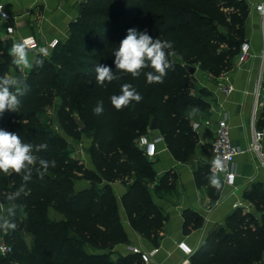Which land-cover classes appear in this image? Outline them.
Listing matches in <instances>:
<instances>
[{
  "label": "trees",
  "instance_id": "16d2710c",
  "mask_svg": "<svg viewBox=\"0 0 264 264\" xmlns=\"http://www.w3.org/2000/svg\"><path fill=\"white\" fill-rule=\"evenodd\" d=\"M149 8L160 10L164 21H174V25L155 28L148 34L172 44L174 41V50L180 52L183 61H199L218 78L232 70V59L246 40L244 24L250 14L246 0H85L81 21L73 24L70 39L61 42L50 61L35 67L18 112L5 111L0 116V128L19 133L26 143L46 144L38 155L57 162L43 179L35 169L27 182L20 175L0 173V193H14L25 185L19 198L10 202L24 207L27 215L26 220L19 213L15 216L17 227L12 237L6 238L8 245L14 244L13 253L7 257L17 252V260H4L6 257L0 255V264H144L131 254L119 255L117 261L112 258L113 250L126 243L127 236L111 185L127 184L123 205L132 226L149 238L157 234L166 218L153 205L148 188L156 176L153 163L136 141L148 133V121L154 116L170 152L179 162H186L198 143L187 112L209 108L190 93V66L173 64L170 55L167 58L173 67L167 70L163 83L148 84L144 75L135 78L119 72L118 80L103 86L95 82V65L106 64L115 70V50L127 29L138 28ZM0 50L9 52L1 45ZM6 68L0 65V76L6 75ZM124 83L132 84L143 99L116 110L110 97L119 95ZM57 97L63 102L59 123L67 128L68 135L75 140L81 137L80 123L74 118L77 115L83 132L92 131L102 144L95 172L84 170L61 153L62 139L54 134L46 113ZM98 100L104 103L101 116L92 111ZM77 175L91 180L93 186L75 189ZM168 176L162 181V190L174 188L172 175ZM208 176V168L197 172L198 187H207L217 201L221 191L211 186ZM103 181L106 185L101 187ZM245 198L256 214L236 210L226 227L209 235L191 258L192 264H264V186H253ZM51 211L63 219L56 221ZM184 218L186 234L203 224V219L190 211ZM25 233L35 239L33 250L23 239ZM88 248L95 253H88Z\"/></svg>",
  "mask_w": 264,
  "mask_h": 264
},
{
  "label": "crops",
  "instance_id": "0c3cea01",
  "mask_svg": "<svg viewBox=\"0 0 264 264\" xmlns=\"http://www.w3.org/2000/svg\"><path fill=\"white\" fill-rule=\"evenodd\" d=\"M83 1L7 0L6 9L14 19L17 38L33 37L40 45L45 46L55 38L62 40L67 36L69 26L79 16ZM246 2L250 9L251 21L246 30V39L251 43L252 53L256 57L243 66L238 65L237 59L236 65L218 80L217 85L212 82L203 84V88L210 92V95L202 98L209 104V108L190 110L191 125L198 136V143L194 154L186 162H179L164 140L158 145L157 157L151 160L155 161L153 170L157 176L155 183L157 188L149 190L151 200L156 209L166 218L157 234L149 238L132 226L123 205V198L128 194L129 189L118 183L111 185L118 201L122 225L127 236V242L113 250V257L130 255V249L138 247L152 255L150 264H182L185 256L179 249V244L185 242L198 251L210 234L219 228L226 227L228 218L236 211L235 204L241 203L244 212L256 214L254 206L246 200L245 194L255 185L264 186V166L258 155L251 149L255 84L261 74L262 62L259 56L263 50L264 37L262 16L255 10V6L263 3L264 0H246ZM2 37L3 32H0V45L7 47L1 41ZM31 52L33 51L29 54ZM228 83L235 87V92L229 97L221 93V86ZM262 95L258 119L264 111V89ZM224 117L227 118L231 128L232 140L241 150V154L237 157L235 164L237 178L232 184L221 185L219 198L213 201L207 187H198L196 174L201 168H208L210 175L211 147L216 138V122ZM208 120L213 123L210 127L205 126ZM195 124L199 125L196 130ZM169 174L172 175L170 181L173 182L174 188L162 190V181L169 177ZM88 187L89 185L84 186V188ZM187 211L200 216L203 224L186 234L184 214ZM86 250L90 254L95 253L90 248Z\"/></svg>",
  "mask_w": 264,
  "mask_h": 264
},
{
  "label": "clouds",
  "instance_id": "9594fccd",
  "mask_svg": "<svg viewBox=\"0 0 264 264\" xmlns=\"http://www.w3.org/2000/svg\"><path fill=\"white\" fill-rule=\"evenodd\" d=\"M30 39V37H25L9 49L8 54L12 57V63L18 68L42 67L44 59L51 55L47 48L41 47L33 51L30 56ZM172 48V42L159 37L153 38L147 30L140 31L135 27L129 28L114 52L115 70L106 64H96L95 82L103 86L105 82L118 80L120 77L117 73L119 72L131 74L135 78L144 75L148 84L163 83L167 70L173 67L167 58L173 53L166 51ZM146 68L152 70L145 72ZM28 90V84L15 75L0 76V116L5 111L18 112L21 107V97L26 95ZM142 99V95L132 84L124 83L121 85L120 94L112 95L110 102L116 110H122L132 101L139 103ZM92 111L96 116H101L104 113L103 100H98ZM46 148L47 145L44 143H26L19 133L0 128V173L4 175L17 174L22 177L24 182H27L31 180L35 169L39 177L43 179L49 168L57 166L54 159L47 160L38 155ZM210 164L213 173L226 171L225 162L220 157L213 158ZM207 179L212 187L217 190L221 188L219 175L211 174ZM24 188L25 185L22 184L14 193H0V209H5L6 202L18 199ZM6 211L8 217L15 216L14 207H8ZM16 227L17 225L12 219L0 216V230L7 232L15 230Z\"/></svg>",
  "mask_w": 264,
  "mask_h": 264
},
{
  "label": "rangeland",
  "instance_id": "374dc122",
  "mask_svg": "<svg viewBox=\"0 0 264 264\" xmlns=\"http://www.w3.org/2000/svg\"><path fill=\"white\" fill-rule=\"evenodd\" d=\"M84 2H85V0L83 1V3ZM81 9H82V6H81L80 11H79V16L69 26L67 36L62 39L63 43H66L70 39L72 32L75 30V28H73V24H75L77 21H81V18H80L81 17ZM84 19H86V17L83 18V20ZM250 24H251V21H250V14H249L247 21L244 24L245 35H246V30L249 28ZM172 25H174V21H171L168 19H165V21H164V17H162L160 10H157L154 8H149L146 11V13L143 15L141 23L139 24L137 29L140 31H144V30L153 31L155 28L162 27L163 29H165V28L172 26ZM219 29L221 30V32H225V29L223 27H220ZM262 29H263V27H262ZM177 41H176V44L179 45L178 44L179 41L178 42ZM246 41H248V40L246 39L245 42ZM41 47L45 48L44 45L39 44V48H41ZM169 52L173 53L172 55H170L173 64L175 62L177 64H180L183 67L190 66V67L196 69V74L194 76L190 75V78H191L190 93L196 99L203 100L202 98H205L208 95H210V92L207 89L203 88V84H205V82H212L213 84L217 85L218 80L224 76L223 75L220 78L212 76L209 73V70L204 69L201 66V63L199 61L190 62V63L183 61L182 57L180 56V52L174 50V41H173V48L170 49ZM29 55L31 56L32 52ZM51 56H52V54L50 55V57L45 58L44 61H50ZM237 59H238V56L232 59V67H234V65H236ZM0 65H4L7 67L5 69V70H7L6 75H15L16 77H18L19 79L23 80L26 83L29 81V79L32 77V75L34 74V72L36 70L35 67L30 68V69L29 68H18L15 64L12 63V57L9 56L8 52L6 53L3 50H0ZM82 72L85 73L87 71L83 70ZM53 101H54L53 105L46 109V113H47L48 119L50 121V123H49L50 127L53 130L54 134H56L58 137H60V139H62L63 149H62L61 153L65 154L70 159L77 162L80 166H82V168L84 170H89V171L95 172L96 170H95L94 164H95L96 159L99 158V154H101L102 144L100 143V141L95 140V136H94V133L92 131L86 130L83 132V123L78 119L77 115H75L74 118L80 123L81 137L77 140L70 137L68 135L67 128L65 126H62L59 123V112L62 109L63 102L59 97L55 98ZM190 110H193V108ZM190 110L187 112V117L191 120V115H190L191 111ZM153 123H155L159 127V124H158L156 118L154 116H151L149 121H148V133L145 136H149L153 139L159 138V137L163 138L161 129H158L155 131L151 130ZM258 123H259V124H257L258 129L261 131H264V111L260 115V118L258 119ZM136 145L138 146V140L136 141ZM166 145H167V143H166ZM263 146H264V140H263ZM150 162L154 163L155 161L150 160ZM91 168H92V170H91ZM135 179L136 178L134 177L133 180L131 181V183H133L135 181ZM75 181H76L75 189H77V190L83 189L84 186H86V185L93 186L92 181L89 179H86L83 175L75 176ZM156 182H157V176H155V178L153 180L148 182L149 190L157 188L155 185ZM117 183L122 184L125 187L127 186V184H125L123 182H117ZM104 185H106V183L103 181L101 187H103ZM127 188H128V186H127ZM8 207H14L15 208V216H17V214L19 213V215L21 216L20 218L26 220L27 215L25 214V208L19 207V205H17V204L14 205V203H11V202H6L5 203V209H0V216H3L6 219H12L14 221L15 216L14 217H8V214L6 211V209ZM50 214L53 217V219L55 218L56 221L63 219V217L61 215H59L58 213H56L55 211H51ZM12 235H13L12 230H9L7 232H5L4 230H0V242L8 243L6 238L12 237ZM23 239H24L25 243L27 244L28 248L30 250H33L34 246H35L34 237L31 234L25 233V234H23ZM9 244L14 246V244H11V243H9ZM2 258H4V257H2ZM17 258H18V254H17V252H15L12 256L6 257V259H4V260H15L16 261ZM112 258L116 261L118 260V257H112ZM0 262H1V256H0Z\"/></svg>",
  "mask_w": 264,
  "mask_h": 264
},
{
  "label": "built area",
  "instance_id": "2783aa9c",
  "mask_svg": "<svg viewBox=\"0 0 264 264\" xmlns=\"http://www.w3.org/2000/svg\"><path fill=\"white\" fill-rule=\"evenodd\" d=\"M7 0H0V32H3L2 42L7 48H11V46L15 43L21 42L23 39L17 38V30L15 26V22L9 11L6 9ZM255 10L261 14L262 16V27L264 34V2L255 6ZM264 36V35H263ZM29 48L30 51H35L39 49V43L33 37H30ZM62 40L53 39L49 41L45 48H47L51 53L61 44ZM256 56L252 53L251 43L246 41L241 45L239 55H238V65L243 66L247 64L250 60L255 58ZM262 62L261 74L258 76L255 84V111L252 120V143L251 149L254 151L259 160H261L262 165L264 166V152H263V140H264V131L258 129V114L259 109L262 106L263 100V89H264V37H263V50L259 56ZM235 92V87L233 84L228 83L227 85L221 86V93L224 96L229 97L231 94ZM213 123L208 120L205 122V126L210 127ZM199 125L195 124L194 129L196 130ZM215 141L212 144L211 152L212 159L216 157H220L224 160L226 165V171L220 173H213L211 171L210 165V175L217 174L220 177L221 185L232 184L237 178V173L235 169L236 159L241 154V150L234 144L231 135V128L228 124L227 118L218 119L216 122V131H215ZM164 139L162 137L159 138H151L149 136L141 137L138 140V147L142 150L145 156L149 160H154L158 155V145ZM243 205L241 203L235 204L234 208L236 210L242 209ZM179 249L185 256V260L182 264H192L191 258L194 256L196 251L189 246L187 243L182 242L179 244ZM14 249L11 245L7 243L0 242V255L3 257H7L13 253ZM131 254L134 256L140 257L141 261L144 264H150L152 261V255L149 253L143 252L138 247H132L130 249Z\"/></svg>",
  "mask_w": 264,
  "mask_h": 264
},
{
  "label": "water",
  "instance_id": "95a60500",
  "mask_svg": "<svg viewBox=\"0 0 264 264\" xmlns=\"http://www.w3.org/2000/svg\"><path fill=\"white\" fill-rule=\"evenodd\" d=\"M187 70L189 72L190 75L194 76L196 74V69L195 68H192V67H187ZM159 127L153 123L152 127H151V130L152 131H155V130H158Z\"/></svg>",
  "mask_w": 264,
  "mask_h": 264
}]
</instances>
